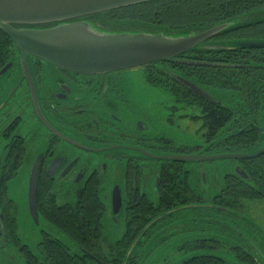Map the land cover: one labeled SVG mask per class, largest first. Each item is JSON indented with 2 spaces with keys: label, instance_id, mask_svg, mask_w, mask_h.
<instances>
[{
  "label": "flooded vegetation",
  "instance_id": "af4514ba",
  "mask_svg": "<svg viewBox=\"0 0 264 264\" xmlns=\"http://www.w3.org/2000/svg\"><path fill=\"white\" fill-rule=\"evenodd\" d=\"M122 9L60 23L13 27L44 30L77 23L98 35L132 34L141 21L117 16ZM9 51V58L0 66V72L6 68L0 75L1 260L17 257L27 264V256H40L45 245L60 244L66 259L75 264L122 263L139 240L141 245L145 242L142 235L150 226L154 225L161 237L169 232L177 237L187 224V237L172 244L182 247L189 243L204 249L202 255L192 252L191 258L264 264V220L261 224L248 216V202L257 201L264 210V153L252 159H205L251 155L264 149V111L259 117L255 103L240 101L241 90H229L225 79H199V66L191 65L190 80L182 78L170 62L82 73L27 53L22 63L21 48L12 40ZM190 57L189 61L208 64L202 68L212 70L221 69L227 61L225 53ZM184 58V54L177 56V60ZM151 71L166 78L167 89L180 87L189 96H170L171 105L164 106L163 99L158 103L160 110L154 104L153 109H147L142 88H160L146 81ZM177 77L203 90L206 97L181 86ZM185 101L188 112L183 113L180 106H185ZM226 109L231 111L230 121L211 137L209 112L225 114ZM184 130L196 135L197 143L174 139ZM254 134L255 141L250 146L244 144ZM177 156L201 160L166 159ZM215 161L222 163L211 169ZM33 176L38 220H31L40 230H29V237L21 240L11 196L20 195L29 214L28 184ZM228 199H235V204ZM91 200L100 208L95 228H100L101 238L96 251L83 250L90 241H74L53 225L55 217L80 215ZM186 201L193 202L172 205ZM215 208L222 210H212ZM179 209L187 211L171 218L176 222L169 224L165 217ZM213 247L221 249V254H213ZM226 250L232 253L233 263L222 258Z\"/></svg>",
  "mask_w": 264,
  "mask_h": 264
},
{
  "label": "trees",
  "instance_id": "16d2710c",
  "mask_svg": "<svg viewBox=\"0 0 264 264\" xmlns=\"http://www.w3.org/2000/svg\"><path fill=\"white\" fill-rule=\"evenodd\" d=\"M116 15L121 18L124 17L141 21L139 22L140 25H138L139 28H136V30L142 29V31L164 32L166 34L200 32L222 23L240 21L236 26H232L213 37L211 41L214 39L227 40L218 43L228 44L229 46L241 41L264 42V0H154L125 7V9L119 10ZM10 43V38L0 30V66L9 58ZM221 53L227 55L226 64L221 69L216 70L202 67L196 68L198 78L203 80L210 76L211 80H216L217 82L225 79L229 90H241L240 101L244 100L255 103L256 111L260 117V113L264 111V105H262V100H264V48L187 51L184 53L185 58L183 61L192 60L190 56L193 57V55L205 56ZM170 64L177 67L178 73L182 78L190 80L191 65H184L177 62H170ZM213 72L216 73V76H214ZM162 76L151 71V73L146 74V81L164 89L172 97L184 98L189 96L190 93L180 87L172 86L167 89L164 85L166 78ZM184 104L187 105V101ZM225 112V114L213 110L209 112V121L212 128L211 137L215 135L218 128L224 122L228 123L230 121L231 111L226 109ZM256 137V134L249 136L250 141L244 142V144L250 146ZM180 200L178 199V201ZM191 202L193 201L179 202L178 204L174 203L172 205H175L173 207H180ZM228 202L233 205L236 200L228 199ZM88 207L80 215H66L64 218L55 217L53 225L58 231L63 232L74 241H90L89 244L85 243L82 247L83 250L89 249L96 251L97 241L101 238L100 228L98 230L95 228L97 225L96 217L100 208L95 200H91ZM212 210L221 211L222 209L215 208ZM184 211L187 210H176L165 218L169 221L178 215H184L182 214ZM155 216L152 215L151 218ZM174 222L176 221L170 220L169 224ZM153 226H150L142 235V238L145 236L142 240V242H145L142 245L139 240L122 263L114 264H224L213 260L211 257L213 256L212 254L209 261L204 257L191 258L192 252H196L197 255L198 253L199 255L203 253L202 250L204 249L197 245L192 247V245L187 243L182 247H176L172 244L175 239H184V237H187L186 235L189 234V231L186 230L187 224L184 226V230H180L177 237L172 232H169L167 236L161 237V233L156 231ZM133 237V233H131L130 241H132ZM59 245H45L40 256L34 257V259L31 256H27L28 261L26 263L75 264L71 260L66 259ZM213 250V252H221V249L218 247H213ZM142 256H145L146 260L131 259L132 257L140 258Z\"/></svg>",
  "mask_w": 264,
  "mask_h": 264
},
{
  "label": "water",
  "instance_id": "95a60500",
  "mask_svg": "<svg viewBox=\"0 0 264 264\" xmlns=\"http://www.w3.org/2000/svg\"><path fill=\"white\" fill-rule=\"evenodd\" d=\"M154 0H0V30L21 48V60L25 54L42 58L63 69L82 73H102L122 68L146 66L157 62H177L204 67L208 64L177 60L187 51H221L234 48H264V42L241 41L228 44L211 39L240 21L215 25L194 33L166 34L131 30L133 33L96 34L85 25L60 24L44 30L15 29L13 26L40 25L66 22L111 10L121 9ZM130 31V30H128ZM125 32V31H124ZM219 66V65H212ZM6 70L4 68L0 75ZM176 81L198 96L206 94L194 84L177 77ZM264 153V149L251 155H220L207 157L226 159H252ZM147 157H152L145 153ZM166 159L190 162L195 156H177ZM36 177L28 184V209L34 223L38 214L35 201Z\"/></svg>",
  "mask_w": 264,
  "mask_h": 264
},
{
  "label": "rangeland",
  "instance_id": "374dc122",
  "mask_svg": "<svg viewBox=\"0 0 264 264\" xmlns=\"http://www.w3.org/2000/svg\"><path fill=\"white\" fill-rule=\"evenodd\" d=\"M142 85H145L143 73H142ZM145 87L146 88H142V97L145 98V100H146L147 109L152 108L151 104H154L155 107L159 108V110H160V106H159L160 104H158V103L160 100L162 101L163 99H164L163 100L164 106L172 104L173 100H170L171 95H169V93L167 91H165L164 89L153 88L154 90H152L146 85H145ZM233 95H235V94H233ZM153 96H158L160 99H158V98L153 99L154 98ZM180 107H184V108H182L183 110L181 109L183 113L188 112V109H186V105L180 106ZM174 139H176L177 141L183 142L185 144L197 143L196 135L191 134V131L187 132L186 130H184L183 132L179 131V133L177 135H175ZM221 163H222V161H215L214 163H211L210 168L212 169L213 166H220ZM227 163H230V162L228 161ZM13 197H14L13 201L15 202L16 207H17V211L14 214L15 227H16L17 235L19 238H21V240H25L30 235L29 230H35L37 232L40 229L38 227H35V225H33V222L31 220L30 215L27 213V211H25L23 209L25 201H22L21 196L16 194L14 196H11V198H13ZM252 202H248V206H249L248 216L251 219L255 220L257 223L262 224V221L264 220V215L262 216V214H264V210H263L262 206L260 205V203H257V201H256V202H253V204H251ZM6 251H8V249ZM213 254L219 255L221 253L214 252ZM222 258L226 261L231 262V263H233L235 261L233 256H232V253H230L227 250L225 251V253H222ZM0 264H23V263H22V260H20L19 258L16 257L14 261H9V260L4 259V258H3V260L0 259Z\"/></svg>",
  "mask_w": 264,
  "mask_h": 264
}]
</instances>
